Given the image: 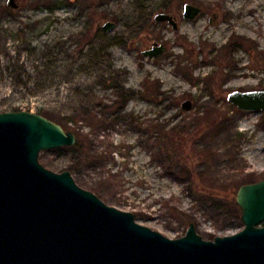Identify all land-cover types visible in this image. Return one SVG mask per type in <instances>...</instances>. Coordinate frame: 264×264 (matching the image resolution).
<instances>
[{
	"label": "rangeland",
	"instance_id": "1",
	"mask_svg": "<svg viewBox=\"0 0 264 264\" xmlns=\"http://www.w3.org/2000/svg\"><path fill=\"white\" fill-rule=\"evenodd\" d=\"M8 2L0 113L40 114L76 135L40 164L171 239L191 223L205 240L244 229L236 195L264 180V112L228 96L264 90V0ZM186 4L200 15L185 20ZM160 13L177 29L156 22ZM155 43L167 51L145 57Z\"/></svg>",
	"mask_w": 264,
	"mask_h": 264
},
{
	"label": "water",
	"instance_id": "2",
	"mask_svg": "<svg viewBox=\"0 0 264 264\" xmlns=\"http://www.w3.org/2000/svg\"><path fill=\"white\" fill-rule=\"evenodd\" d=\"M8 6L19 7L15 0ZM201 11L186 4L183 18ZM155 21L177 29L168 14ZM115 28L107 22L102 29ZM166 51L155 43L143 55L157 59ZM228 101L241 111L264 112V90L233 91ZM192 108L189 100L182 104L184 111ZM75 144L74 132L43 115L0 113V264H264V180L237 192L240 232L205 240L191 223L185 236L171 239L78 186L70 171L40 164L42 151Z\"/></svg>",
	"mask_w": 264,
	"mask_h": 264
},
{
	"label": "trees",
	"instance_id": "3",
	"mask_svg": "<svg viewBox=\"0 0 264 264\" xmlns=\"http://www.w3.org/2000/svg\"><path fill=\"white\" fill-rule=\"evenodd\" d=\"M77 145H78V146H77ZM77 145L75 146L76 149H77V147H79V148H84V149L86 148V149H87V146H86V144H84V143H83V145H81V144H79V143H78ZM90 158H91V157H90L89 155H88V156H85V159L88 160V161L90 160ZM235 207H236V206H235Z\"/></svg>",
	"mask_w": 264,
	"mask_h": 264
},
{
	"label": "bare ground",
	"instance_id": "4",
	"mask_svg": "<svg viewBox=\"0 0 264 264\" xmlns=\"http://www.w3.org/2000/svg\"><path fill=\"white\" fill-rule=\"evenodd\" d=\"M243 25L244 26H248L250 28V26H252L251 22L249 20H244L243 21Z\"/></svg>",
	"mask_w": 264,
	"mask_h": 264
}]
</instances>
